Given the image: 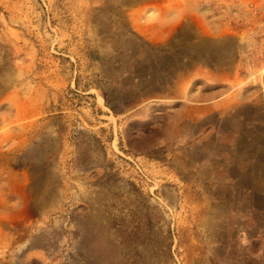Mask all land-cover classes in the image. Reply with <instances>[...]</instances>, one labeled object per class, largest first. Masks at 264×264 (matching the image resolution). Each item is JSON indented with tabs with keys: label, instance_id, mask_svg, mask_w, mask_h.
I'll list each match as a JSON object with an SVG mask.
<instances>
[{
	"label": "rangeland",
	"instance_id": "obj_1",
	"mask_svg": "<svg viewBox=\"0 0 264 264\" xmlns=\"http://www.w3.org/2000/svg\"><path fill=\"white\" fill-rule=\"evenodd\" d=\"M0 264H264V0H0Z\"/></svg>",
	"mask_w": 264,
	"mask_h": 264
},
{
	"label": "crops",
	"instance_id": "obj_2",
	"mask_svg": "<svg viewBox=\"0 0 264 264\" xmlns=\"http://www.w3.org/2000/svg\"><path fill=\"white\" fill-rule=\"evenodd\" d=\"M182 17H184V14L182 15ZM171 18H172V19H171L172 21H175V20H176V22H177L178 20L181 19L180 17H175V16H172ZM174 23H175V22H174ZM177 23H179V21H178ZM177 23L174 24V28H175L176 26H178ZM172 31H173V30H172Z\"/></svg>",
	"mask_w": 264,
	"mask_h": 264
}]
</instances>
